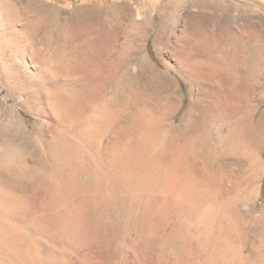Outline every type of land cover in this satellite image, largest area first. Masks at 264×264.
<instances>
[{"label":"rangeland","instance_id":"1","mask_svg":"<svg viewBox=\"0 0 264 264\" xmlns=\"http://www.w3.org/2000/svg\"><path fill=\"white\" fill-rule=\"evenodd\" d=\"M162 1V4L168 2ZM92 2L99 4L100 0H14L6 5L11 11L25 7L24 18L27 20L23 19V23L28 22V26L35 29V34H38L35 36L37 44L47 46L41 58L46 65L52 66L57 62V44H62L60 57L67 70L59 73L60 77L51 84L31 80L15 64L9 52L0 53V181L16 188L20 194L23 193L20 199L25 203L60 200L53 196L54 188L58 186L91 189L103 186L110 193L107 197V215L112 221L126 225L127 234H130L132 222L147 199L145 194H131V190L162 187L169 184L168 178L166 172L164 174L157 165L150 174L142 176L132 173L121 181L117 179L116 171L109 170V159L125 156L123 149L129 142L135 145L138 138L139 141L144 139L139 128L142 116L154 117L160 129L154 141L148 145L146 155L150 157L160 156L172 140L175 128L181 132L189 121L193 125L202 123V120H197L201 108L191 105L192 97L197 100L200 96L195 93L192 96L190 86L183 77L185 61L181 58L187 42L193 45L190 59L194 63L203 64L208 84L214 86L216 81L222 79L231 84L242 76V85L254 84L251 96L254 95L259 104L255 121L264 113V0H224L227 6L219 10L195 5L189 12L179 5L174 11L169 8L162 12L160 4L151 24L136 18V11L140 8L139 0H111L112 8L106 18L111 22L112 51L99 52L93 58H88L85 51L92 49L91 35L85 30L82 37L74 35V30L81 23L87 22ZM103 18V15H99V22ZM13 19H16L14 14ZM240 28L241 32L251 35L253 39L252 63L242 66L236 62L242 45L238 46L239 42H234L240 35ZM181 31H184V35H181ZM200 39L217 50H211L209 54L198 52ZM160 54L172 56L177 66H168ZM145 55L151 62L149 65ZM2 66L4 73L1 72ZM42 85L51 91L54 87L56 92L53 91L55 95L52 102L68 112L69 116L64 114L65 120L55 108L52 107V110L49 107L47 99L50 95L47 92L43 98L40 97L44 87ZM206 89L211 90L209 85ZM89 90L100 92V98L96 105L88 107L87 111L92 117L84 121L79 132L67 134L68 141L63 143H67L65 148L62 144L65 130L59 125L69 124L72 120L69 118L72 114L76 116L79 107L77 103H80H75L71 95L81 99ZM36 91L38 94H35ZM215 94L218 104L216 114L213 115L218 122L208 126V130H204L205 126L199 127L204 133L205 143L200 147L201 158L197 163L202 167L209 165L223 170L222 185L210 190L209 204L217 205L224 221L225 264H258L253 250L257 241L264 238V131L259 134L252 161L245 155L242 143L239 148H226L229 136L236 132L239 113L232 99L228 101L220 90H216ZM71 110L72 114L69 113ZM111 110H119V114L106 127L109 133H95L89 127V123L96 119L93 116ZM138 112L140 117L137 116ZM15 119L31 127L32 139L13 130L10 122ZM84 134L91 139L87 141ZM110 138L113 143L108 145L107 140ZM3 142L11 147H3ZM254 144V140L246 143L250 146ZM64 148L67 150L63 151ZM127 155L134 154L128 151ZM59 157L70 158V169L65 172L57 169L56 161ZM23 158L30 161L25 160L23 164ZM3 193L0 187V194ZM257 222H260L259 226ZM197 223L194 220L190 221V225H185L195 236L198 235ZM125 240L128 245H135L129 235Z\"/></svg>","mask_w":264,"mask_h":264},{"label":"bare ground","instance_id":"2","mask_svg":"<svg viewBox=\"0 0 264 264\" xmlns=\"http://www.w3.org/2000/svg\"><path fill=\"white\" fill-rule=\"evenodd\" d=\"M12 1L14 0H0V53L9 52L14 58L15 64L21 67L31 80H41V82L46 81L51 84L60 77L59 73H64L67 70L60 57L63 49L62 44H57L59 58L57 62L52 66L46 65L41 58L46 52L47 46L35 42V36L38 34H35L31 23L30 27L28 22L23 23L24 15H26L25 7L24 9H14V11L6 7ZM161 2L163 1L139 0L140 8L136 11V18L147 24L153 23ZM111 3V0H100L99 4L92 2L89 7V17L86 18L87 22L81 23L74 30V35L82 37L84 30L91 35L92 49L85 51V56L88 58H93L99 52L110 53L112 51L111 22L106 18L112 8ZM178 5L186 12H189L195 5L207 6L214 10L227 6L224 0H168L161 5L162 12H166L169 8L174 11ZM12 13L16 17L15 20ZM99 15L104 16V20L101 22L98 19ZM21 16L22 18H19ZM241 31L240 28L238 32L240 35L234 41L236 44L239 42L238 46L242 45L236 57L239 66L252 63L253 53L251 35ZM181 35H184V31H181ZM213 37L211 38L215 39ZM187 38L189 39L188 36H186ZM186 45V51L184 50L181 58L185 61L183 77L190 86L192 96L194 93L200 96L197 100L192 97L191 105L192 107L198 105L201 108L197 114V120H202V123L197 122L193 125L189 121L181 132L175 128L172 140L170 139L166 149L163 148L164 151L160 156L158 154L157 157H150L146 155L148 145L154 141L160 129L154 122V117L149 115L144 118L142 116L141 119L138 112L137 116L140 117L138 120L141 123L139 128H141L140 131L144 139L139 141L140 138H138L135 145L131 141L123 149L127 151V154L128 151H131L134 155H127L126 151L122 150L125 156L109 159L111 161L108 163L109 170L116 171L117 179L119 178L121 181L132 173L150 174L151 171H154L152 168H156L157 165L162 168L163 173L166 172L164 174L168 178L169 184L162 187L147 190L143 187L144 189L133 188L131 190V194L135 196L145 194L147 199L132 222L129 229L130 234H127L126 225L120 221H112L107 215L106 206L109 202L107 197L110 196V193L103 186L92 189L90 187L58 186L54 188L53 196L60 200L25 203L20 199L23 193L20 194L15 190L16 188L0 181V187L4 190V193L0 194V264H225L224 221L217 205L209 204L210 190L222 185L223 170L221 167L209 165L202 167L197 163V160L201 158L200 147L205 143L204 133L200 131L199 127L205 126L204 130H208V126H214L217 121L213 115L216 114L215 110L218 104L214 95H216V90H220L228 101L230 99L234 101L236 112L239 113L236 132L229 136L226 148H239L242 143L245 155L252 161L255 157L259 134L264 131V113L260 119L255 121L259 104L253 97L254 95L251 96L254 84L242 85V76L237 77V81L233 80L231 84L223 79H217L214 86L208 84L209 79L205 77L203 64L201 62L194 63L191 61L192 58L190 59L193 50L191 46L193 45L190 42H187ZM197 49L202 53L217 50L216 47L207 44L204 39H200ZM160 55L168 66L171 64V66L173 64L177 66V63L171 58L172 56ZM144 58L149 65L151 62L148 56L145 55ZM4 71L2 66L1 72L4 73ZM207 85L211 90L206 89ZM42 86L44 87L41 89L40 97L43 98V94L47 92L50 95V98L47 99L49 107L55 108L65 120V115L68 112L58 108L56 102H52V97L55 95L54 87L51 91L46 88V85ZM99 95L100 92H94V90L85 92L81 99L71 95L75 103H80H77L79 107L76 104L78 109L75 112L77 113L75 117L71 113L73 109L69 112L72 114L69 119L72 120L66 118L70 121L68 125L59 123V126L65 130L62 144L68 141V133L73 135V133L79 132L84 121H88L92 117L87 109L96 105L100 98ZM35 97L36 95H34ZM71 105L73 106V104ZM74 109H76L75 105ZM118 111H103L101 114L93 116L97 121H91L89 127L97 134H108L109 131L106 127L117 118ZM54 115L56 114L54 113ZM10 125L14 128L13 130L32 139L31 127L22 121L15 119L10 122ZM172 128L174 127L172 126ZM84 135L87 136V134ZM82 137L84 140L83 135ZM90 139L88 138L87 141ZM248 140H254L255 144L246 145ZM112 143L113 139L107 140L108 145ZM66 144H63L65 148ZM2 146L11 147L7 142H3ZM65 148L63 151L67 150ZM61 157L56 161L59 167L57 169H62V172H65L70 169L71 161L70 158ZM24 158L21 159L23 164L25 160H29L28 158L24 160ZM166 177L164 178L167 179ZM100 206H102L101 210ZM194 220L198 222L197 236L185 227ZM256 225L259 226L260 222H257ZM128 235L135 244L134 246L125 242V237ZM253 255L258 264H264V238L257 241Z\"/></svg>","mask_w":264,"mask_h":264}]
</instances>
